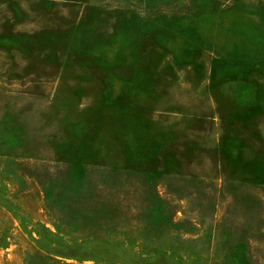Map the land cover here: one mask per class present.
Returning <instances> with one entry per match:
<instances>
[{
    "label": "rangeland",
    "instance_id": "obj_1",
    "mask_svg": "<svg viewBox=\"0 0 264 264\" xmlns=\"http://www.w3.org/2000/svg\"><path fill=\"white\" fill-rule=\"evenodd\" d=\"M0 264H264V0H0Z\"/></svg>",
    "mask_w": 264,
    "mask_h": 264
}]
</instances>
